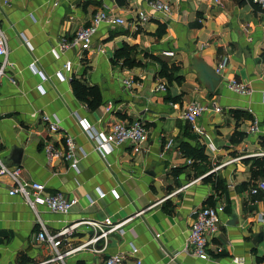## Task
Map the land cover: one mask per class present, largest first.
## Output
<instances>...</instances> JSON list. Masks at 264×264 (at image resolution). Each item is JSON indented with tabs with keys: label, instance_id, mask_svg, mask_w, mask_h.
Returning <instances> with one entry per match:
<instances>
[{
	"label": "crops",
	"instance_id": "1",
	"mask_svg": "<svg viewBox=\"0 0 264 264\" xmlns=\"http://www.w3.org/2000/svg\"><path fill=\"white\" fill-rule=\"evenodd\" d=\"M162 1L170 5V15L153 12L146 0H125L123 6L116 0H0V31L12 64L0 80V158L20 150L21 181L44 185L45 194L77 199L67 214L43 206L35 212L21 196L8 195L13 184L1 177L0 264H35L50 257V245L36 239L40 222L54 236L73 223L105 225L107 220L126 222L123 235L110 234L105 246L103 240L89 242L97 231L85 225L60 238V252L74 250L66 264H104L115 254L133 262L131 246L142 264H235L234 258L264 264V192L250 193L264 180L251 173V160L264 159L256 155L264 151V10L251 0ZM101 10L125 24L101 25L88 51L51 53L62 37L71 39ZM139 12L150 21L135 22ZM124 45L134 48L131 58L139 65L112 62ZM224 59L220 83L210 91L195 66L215 74ZM161 63L170 69L169 78L159 76ZM73 78L98 88V109L91 111L75 98ZM128 78L131 89L123 86ZM233 78L248 85L250 94L227 89ZM159 84L164 92H154ZM192 102L207 107L195 128L182 118ZM42 115L59 121L57 132L47 130ZM135 120L148 128L139 153L125 144L103 158L84 130L105 132L117 121ZM254 121L259 133L251 135ZM235 133L241 138L231 143ZM65 137L75 145L76 169L58 159L49 163L42 152L49 143L63 149ZM180 141L203 148L206 160L184 157ZM211 175L225 182L223 190L205 182ZM205 206L223 211L209 238V259L200 260L186 248L195 213Z\"/></svg>",
	"mask_w": 264,
	"mask_h": 264
},
{
	"label": "built area",
	"instance_id": "2",
	"mask_svg": "<svg viewBox=\"0 0 264 264\" xmlns=\"http://www.w3.org/2000/svg\"><path fill=\"white\" fill-rule=\"evenodd\" d=\"M149 8L153 12L161 13L165 16L171 14V7L168 3L163 2L162 0H146ZM6 3V0H4ZM219 4V0H215ZM251 3L255 6L260 7L264 10V0H251ZM150 21V17L144 13H137L135 22L139 25H143ZM108 26H123L125 21L119 19L106 11H98L92 17L90 24L86 27L80 28L71 39H66L62 37L57 46L51 49V53L55 56H58L59 53H63L67 50H79V51H88L92 47L93 36L97 33L98 28L101 25ZM6 39L0 31V80L7 73V70L12 67V64L7 62V43ZM100 52L102 50L99 49ZM172 53H169L171 55ZM226 66V60L221 61L215 68V74L222 78L223 71ZM70 63H66L63 66V70H69ZM31 70H34V66H30ZM63 70L57 72L58 77L62 78ZM14 83V81H11ZM123 86L126 89H131L133 86V80L128 78L123 81ZM227 89L231 92H234L240 96H247L250 94V88L248 85L236 80L228 79L226 84ZM165 86L163 84L157 85L154 92H164ZM207 107L198 102L189 103L182 114L183 120L190 123L192 128H195L196 121L203 115ZM106 112L110 111V104L105 110ZM41 122L46 126L49 132H57L59 128V121L55 117L48 115H42L40 117ZM87 136L95 142L94 149L100 154L103 158L105 155L115 147L121 145L130 146L132 152L139 153L143 145L148 141V128L146 124L140 120H135L131 123L117 121L113 123L108 131H97L93 127L85 126L84 128ZM249 134L259 133V125L257 122H252L249 126ZM171 141L167 144L165 148H169ZM75 145L69 137H65L63 149H59L52 144H46L42 149L47 161L58 159L62 162H66L72 169H76V166L79 162L74 155ZM81 155L84 156V152L80 151ZM257 157H264V151L260 154H256ZM21 168L19 167H7L2 163L0 158V178L5 176L12 182L13 186L8 192L9 196H21L26 204L36 212V206H43L49 212L54 214H67L70 209L76 205L77 199L67 198L63 193L57 192L54 194H45V186L37 182H25L20 180ZM1 184V181H0ZM258 192H264V180H260L255 183L251 188V194H257ZM99 198H104V194H100ZM223 211L222 206L210 207L205 206L200 208L193 218L192 224L188 232L187 240V251L190 252L193 256L200 260H208L209 254V238L217 231L218 225L220 223V214ZM126 221L113 224L109 220L106 221V226L101 225L98 222L94 221H83L79 223H73L62 230H60L56 235L50 236L45 226L40 222V230L36 235V239L39 243L48 244L51 247L52 253L49 258H46L43 261L37 262L35 264H66L65 257L72 253L74 250L71 249L68 252L62 253L59 251L60 238L70 236L73 231L79 225H85L91 227L93 230H96L97 233L89 242H98L99 240L104 241V246L107 243V238L110 234L118 233L123 235V225ZM105 226V227H103ZM81 246L80 248H83ZM76 250V249H75ZM130 253L133 256V262H128L123 254H115L108 256L104 264H142L140 258L136 257L137 248L131 246ZM235 264H242L238 259H233Z\"/></svg>",
	"mask_w": 264,
	"mask_h": 264
},
{
	"label": "trees",
	"instance_id": "3",
	"mask_svg": "<svg viewBox=\"0 0 264 264\" xmlns=\"http://www.w3.org/2000/svg\"><path fill=\"white\" fill-rule=\"evenodd\" d=\"M125 0H116V3L119 6L124 5ZM134 51V48L124 45L121 49L116 50L112 62L114 64H118L121 61V66L132 68L134 66L139 65L133 58H131V53ZM168 71L170 69L167 67L166 64L161 63V71L159 73L160 77L169 78ZM71 88L75 98L85 104L87 108L91 111H95L99 108L102 103L101 94L97 87H87L82 85L81 82L77 79L71 80ZM249 117L247 116V119ZM264 124V120H263ZM241 135L237 133L233 134L230 141L231 143H237ZM179 151L182 155L188 159L193 161H204L206 160V156L204 155L203 148L198 146L191 147L189 144L180 141L178 143ZM251 173L252 174H259L264 177V159L255 158L251 160ZM205 182H210L213 185L214 190H223L225 187V182L223 180H219L216 176H208Z\"/></svg>",
	"mask_w": 264,
	"mask_h": 264
},
{
	"label": "water",
	"instance_id": "4",
	"mask_svg": "<svg viewBox=\"0 0 264 264\" xmlns=\"http://www.w3.org/2000/svg\"><path fill=\"white\" fill-rule=\"evenodd\" d=\"M199 76L200 80L203 81V83L209 88L210 91H213L216 89L217 85L220 83V78L216 74H212L211 71H209L206 67H203L199 64L195 66ZM206 82V83H205ZM20 150H17L16 148L12 149L11 156L4 158L2 160V163L7 167H17L20 164V156L16 157V153L20 154ZM15 157V158H14ZM10 160L11 164H7V161Z\"/></svg>",
	"mask_w": 264,
	"mask_h": 264
}]
</instances>
